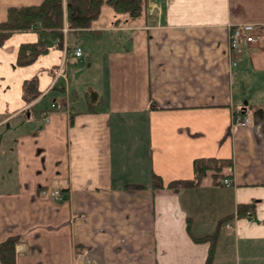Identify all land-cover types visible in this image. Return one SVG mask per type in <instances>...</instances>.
<instances>
[{"label":"crops","instance_id":"1","mask_svg":"<svg viewBox=\"0 0 264 264\" xmlns=\"http://www.w3.org/2000/svg\"><path fill=\"white\" fill-rule=\"evenodd\" d=\"M40 1L0 0V21ZM239 22L264 31V0H145L135 17L103 5L64 46L38 31L0 46V241L17 236L15 264H264V39L231 65L227 25ZM37 39L49 51L16 64ZM92 62L82 105L68 70L76 80ZM236 111L250 122L233 123ZM200 156L232 164L218 180L150 186L152 173L191 178ZM241 203L253 211L238 215ZM214 232L207 262L210 241L194 237Z\"/></svg>","mask_w":264,"mask_h":264},{"label":"trees","instance_id":"2","mask_svg":"<svg viewBox=\"0 0 264 264\" xmlns=\"http://www.w3.org/2000/svg\"><path fill=\"white\" fill-rule=\"evenodd\" d=\"M103 5L110 6L117 13H128L130 16H137L145 5V0H41L36 4L11 5L7 8L5 19L0 21V46L15 32L38 31L45 32L50 38L56 41V46L61 47L63 41V27L66 25L69 31L80 32L88 29L95 20ZM49 51L48 45L41 39L35 41H22L19 43L16 55V64L27 65L33 62L39 55ZM25 90L31 97L37 95L35 86H29L24 82ZM88 96L96 98V93L91 91ZM264 113V106L262 109ZM231 160L214 156H200L192 161L193 176L191 178H175L166 184L160 175L152 173L150 186L152 188H181L190 187L199 182L207 171H212L215 180L222 175L225 167L231 166ZM221 180V178H220ZM129 187H140L143 184L129 183ZM252 203H241L238 206V215H244L253 211ZM231 215L224 217L221 221L229 219ZM217 232L201 237H194L195 240H209L210 247L207 262L210 261ZM17 236H9L0 241L1 264H15V242Z\"/></svg>","mask_w":264,"mask_h":264},{"label":"built area","instance_id":"3","mask_svg":"<svg viewBox=\"0 0 264 264\" xmlns=\"http://www.w3.org/2000/svg\"><path fill=\"white\" fill-rule=\"evenodd\" d=\"M264 39V31L259 29V25L253 22H239V23H229L227 25V40L228 48L231 54L230 63L235 65L243 52V46L245 44H257ZM68 52L73 53L74 56H79L82 54V49L76 47L73 50L67 48ZM55 77L65 78V72L62 65L59 66L55 73ZM61 102L59 100L53 101L51 107H59ZM44 119L47 118L46 112L41 113ZM250 118L245 115L242 111H236L232 114V121L238 125H246L250 122ZM224 185H229L231 183L230 178H223L221 181ZM51 195L54 198H62L58 190H53ZM226 228H230V224L226 223ZM88 263L91 262L88 260Z\"/></svg>","mask_w":264,"mask_h":264},{"label":"rangeland","instance_id":"4","mask_svg":"<svg viewBox=\"0 0 264 264\" xmlns=\"http://www.w3.org/2000/svg\"><path fill=\"white\" fill-rule=\"evenodd\" d=\"M65 26L66 25H64V27H63V33L65 34L67 31H69V28L66 26V29H64L65 28ZM41 32V31H40ZM39 32V33H40ZM42 34L44 33L43 31L41 32ZM64 43H65V36H63V41H62V46H64ZM86 55V54H85ZM82 64H84V65H87V60H86V58H85V56H84V61H83V63ZM72 67V66H71ZM71 67H69V70H68V74H69V78H70V89H71V91L73 90V89H76L77 91H78V96H77V99H76V101H78V103H82V105H83V102H84V100H85V97H84V92H83V90H82V87H80V88H78L77 86H76V84H78V83H80V81L81 80H84L85 78L86 79H88V78H90V77H96V74H97V68H96V64L94 63V62H92V66H90V67H84L83 65H82V72L83 73H81V75H78V79L76 78V80L73 78V74L72 73H74V71H73V68H71ZM73 75V76H72ZM85 77V78H84ZM62 79V78H61ZM61 79H59V81H58V83H60L62 80ZM78 81V82H77ZM64 82V81H63ZM53 91V90H52ZM49 92L48 93V95L46 96V98L43 100V101H46V100H48L47 98L48 97H50V96H52L53 94V92ZM76 103V102H75ZM75 103H72L71 102V104H73V105H75ZM228 259H229V257L227 256H223L222 257V260H223V262L221 263L220 262V264H228Z\"/></svg>","mask_w":264,"mask_h":264}]
</instances>
